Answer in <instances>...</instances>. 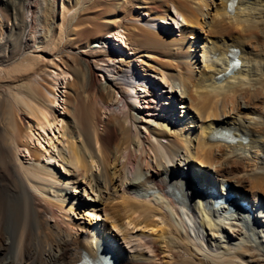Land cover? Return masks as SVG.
I'll return each instance as SVG.
<instances>
[{
    "label": "bare ground",
    "instance_id": "obj_1",
    "mask_svg": "<svg viewBox=\"0 0 264 264\" xmlns=\"http://www.w3.org/2000/svg\"><path fill=\"white\" fill-rule=\"evenodd\" d=\"M172 5L185 23L178 36L149 25L172 15ZM2 6L14 26L0 40V264H81L86 256L103 264H264V0H2ZM38 10L41 36L18 20L24 16L29 27ZM119 30L180 95L149 106L143 133L144 116L128 101L133 87L100 81L88 58L69 53L87 88L84 123L72 118L58 130L64 171L39 159L24 162L19 140L25 136L27 146L32 137L25 113L58 146L51 106L27 98V78L53 64L64 44L88 46L82 34ZM103 57L97 60L111 59ZM116 92L117 110L101 118ZM180 108L184 115L173 120ZM151 151L156 166L147 159ZM81 192L98 195L87 204L83 235L66 218L82 203ZM139 227L155 232L138 234L153 257L122 251L111 234L118 229L130 240Z\"/></svg>",
    "mask_w": 264,
    "mask_h": 264
},
{
    "label": "rangeland",
    "instance_id": "obj_2",
    "mask_svg": "<svg viewBox=\"0 0 264 264\" xmlns=\"http://www.w3.org/2000/svg\"><path fill=\"white\" fill-rule=\"evenodd\" d=\"M3 9L4 6H2V0H0V32H3V35L0 34V40L3 36L7 35V33L10 32L14 26L12 13L9 11L5 12ZM170 10L172 15H168L166 18H157V20L149 23V25H152L151 27L155 28L156 30L163 31L165 34L173 33L177 34L178 36L181 32V25H184L185 23L183 18L176 14L173 5L170 6ZM210 11L211 13L206 16L207 19H211L213 16V11ZM39 16L40 12L38 10L32 15L31 24L29 27L24 22V16L18 18V20H20L24 25V31L26 30L28 33L35 32L38 36H41L44 33L40 25L41 20ZM141 17L148 19L149 14H147V12H142ZM227 33L234 34L232 31H228ZM82 37L85 41H91L88 46L85 48H76L74 44L69 46L64 44V51L58 52L56 54L57 56H54L55 62H53V64L47 65L46 67L44 66L39 72L33 74L31 79L30 77L27 78L25 88L27 98L32 99L34 97L33 99H35V101H37L38 97L43 99L45 98L44 101H39L40 98L38 101L40 103L48 102L46 104L51 106L53 112L52 129L53 133L56 134L54 141L58 144V146H52L47 143L44 138V132L46 131L38 127L32 115L25 113L26 119L24 120L23 126L26 129L29 128L32 137L29 139L27 146L24 144L27 142L25 136H22V141L19 140L21 145L18 147V154L24 162L28 163L31 162V160L39 159L45 163H51L58 170L64 171L65 164L59 156L58 151V148L63 146V141H61L62 133L58 130L61 127V131H65V126H69L70 119L72 120V118L77 120V123H84L86 113L88 111L87 88L86 84H84L85 80H83L82 77L81 79L77 78L74 71L75 69L73 68L74 65L68 56L69 53L74 54L76 57L83 56L88 58L100 81H109L116 87H120L121 85L127 86L129 88L133 87L134 97H130L128 101L131 106L135 107V113L138 114V117L141 114L144 116L140 118L138 123L140 130L143 133L148 132L146 122L152 112L149 106L151 104H162L166 106L174 102V99H176L175 94L180 95L181 93V91H179V87L177 88L174 86V84H172L171 81H168L166 75L158 72L157 69L159 64L157 62L144 56H140L136 53V51L130 45L128 36L122 31L119 30L113 33L86 32L82 34ZM101 37L104 38L101 39ZM189 39L191 40L192 38ZM99 54L104 56L103 58L111 56V59H106L107 61H98L97 57ZM197 54L201 56L202 53L198 51ZM144 62L148 63V66H146ZM56 63L58 65H56ZM78 69L80 70L81 74L87 70L84 66H82V68L79 67ZM55 75H57V81H54ZM140 88H143L146 91L145 96H140V94L137 92ZM135 90H137L136 93ZM137 95H139L141 102H144L143 105H138L137 103H133V101H131L134 100ZM148 98H150V100H148ZM50 99H54V102H51ZM113 101V108L111 107L110 109L103 110L101 112V118L107 119L117 110V104L120 102L119 94L117 92L115 93V98ZM183 113L184 112H182L180 108V111L178 112L179 116L177 113L175 115L178 116V118L173 117V120L177 121L181 119L184 115ZM98 115H100V112ZM47 132L50 131L47 130ZM153 156L154 154L151 151V153L148 154L147 159L149 161L153 160V163L156 166V159ZM177 161L181 163L179 159ZM80 195L83 197L82 203L77 205L74 208L75 210L69 211V215H67L66 218L67 220H71L72 223L78 224L74 225L72 232L83 235L87 231L86 227L83 226H86L90 223L89 220L91 217V215L88 213L87 207L89 205L87 204L94 203L95 198H97L98 195L96 193H92V196H87L84 192H81ZM136 229L137 230H135L131 235L130 240L124 239L122 233L118 229L112 231L111 234L114 236L115 243L121 247L122 251H126L127 253L144 251L147 256L153 257L154 252L142 245L144 243V239L138 234L141 232H150V234H153L155 232L153 230L141 227ZM251 239L255 240L256 238L251 237Z\"/></svg>",
    "mask_w": 264,
    "mask_h": 264
}]
</instances>
